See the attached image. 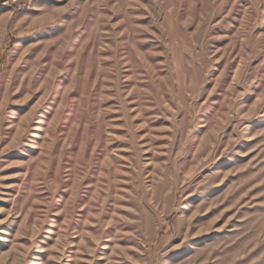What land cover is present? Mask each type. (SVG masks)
Here are the masks:
<instances>
[{
    "label": "rangeland",
    "instance_id": "374dc122",
    "mask_svg": "<svg viewBox=\"0 0 264 264\" xmlns=\"http://www.w3.org/2000/svg\"><path fill=\"white\" fill-rule=\"evenodd\" d=\"M0 264H264V0H0Z\"/></svg>",
    "mask_w": 264,
    "mask_h": 264
}]
</instances>
